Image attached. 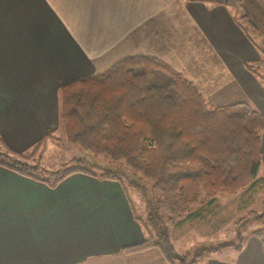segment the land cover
Returning a JSON list of instances; mask_svg holds the SVG:
<instances>
[{
    "label": "crops",
    "instance_id": "0c3cea01",
    "mask_svg": "<svg viewBox=\"0 0 264 264\" xmlns=\"http://www.w3.org/2000/svg\"><path fill=\"white\" fill-rule=\"evenodd\" d=\"M234 17L194 0H0V146L31 151L59 126L61 84L130 55L160 58L211 106L247 102L264 117V85L244 65L260 53ZM261 150L264 161V132ZM127 190L82 172L49 187L0 165V264H172L157 246L123 251L151 229ZM260 238L199 264H264Z\"/></svg>",
    "mask_w": 264,
    "mask_h": 264
},
{
    "label": "trees",
    "instance_id": "16d2710c",
    "mask_svg": "<svg viewBox=\"0 0 264 264\" xmlns=\"http://www.w3.org/2000/svg\"><path fill=\"white\" fill-rule=\"evenodd\" d=\"M194 1L238 5L243 14L234 17L236 23L244 29L243 19L258 31L241 0ZM244 65L257 77L264 70L260 57ZM58 97V121L66 140L83 152L106 154L110 162L145 184H138L122 170L84 163L80 158L49 170L37 162H27L24 153L6 146H0V165L49 187L73 172H82L116 180L123 188L127 182L143 193L152 190L157 204L147 214L150 235L123 248L124 252L157 246L172 264L176 260L190 264L214 252L240 250L243 226L263 222L264 209L248 211L233 221L235 242L198 248L188 263L187 253L179 256L173 251L168 236V227L182 222L183 218L178 219L181 213H186V218L198 216L196 206L204 198L212 202L217 195H231L256 185L264 117L247 102L211 106L180 71L156 56L141 54L125 56L100 73L61 84ZM48 138L57 139L47 133L30 154L44 147ZM259 231L255 234L260 238Z\"/></svg>",
    "mask_w": 264,
    "mask_h": 264
},
{
    "label": "rangeland",
    "instance_id": "374dc122",
    "mask_svg": "<svg viewBox=\"0 0 264 264\" xmlns=\"http://www.w3.org/2000/svg\"><path fill=\"white\" fill-rule=\"evenodd\" d=\"M244 3L245 9L249 12V18L257 25L258 31H254L248 23L241 19L245 31L249 37L255 42L258 47L260 58L264 60V2L263 0H241ZM233 13L237 17H241L243 14V8L240 6L231 7ZM259 79L264 85V70L259 71ZM52 137L57 139L48 138L45 141V146L36 148L24 153L25 160L29 163H38L45 166L49 170L56 169L60 163L70 161L71 159L80 158L82 162L94 163L102 167H106L114 170H122L131 179L136 181L140 185H144V180L138 176L127 172L125 169L120 168L119 165L110 162L109 157L104 153L90 154L81 151L77 146L69 143L64 135V132L60 126L52 134ZM144 144H147L144 141ZM4 148V145H3ZM72 166V164H69ZM123 167V166H122ZM257 183L254 187L246 190L238 191L231 195H217L212 202H208L204 198V193L200 191V198H204L196 206L198 216L186 218V213H181L178 219H182L176 225H171L168 228L172 230L171 244L173 251L179 254V256L187 253L185 262L190 260V254L194 250L202 247L217 246L222 243L235 242L236 237L233 232V221L240 216L244 215L250 210L261 211L264 209V161L261 160L258 168ZM124 181H129L125 179ZM127 191L135 195L132 189L136 190L137 201L140 209H136V212L141 218L143 224H147V214L151 212L154 206L157 204V198L154 192L147 189L145 193L137 188H133L125 182ZM134 197V196H133ZM259 232L264 234V220L263 222H248L242 228V235L245 240V235L250 232ZM219 251L217 253H222ZM202 259L191 262L190 264H199ZM177 261V260H176ZM174 261L175 264H180L179 261Z\"/></svg>",
    "mask_w": 264,
    "mask_h": 264
}]
</instances>
